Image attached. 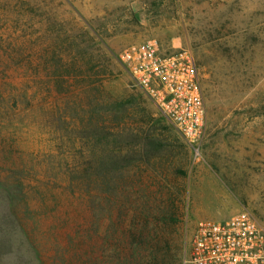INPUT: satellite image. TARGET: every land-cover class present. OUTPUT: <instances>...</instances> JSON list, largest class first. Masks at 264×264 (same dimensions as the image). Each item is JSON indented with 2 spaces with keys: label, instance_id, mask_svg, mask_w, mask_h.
Wrapping results in <instances>:
<instances>
[{
  "label": "rangeland",
  "instance_id": "1",
  "mask_svg": "<svg viewBox=\"0 0 264 264\" xmlns=\"http://www.w3.org/2000/svg\"><path fill=\"white\" fill-rule=\"evenodd\" d=\"M151 38L197 60L199 160L119 62ZM66 165L89 167L87 212L59 189L38 200ZM0 170L46 238L89 224V264H184L199 220L241 210L264 228V0H0Z\"/></svg>",
  "mask_w": 264,
  "mask_h": 264
},
{
  "label": "built area",
  "instance_id": "2",
  "mask_svg": "<svg viewBox=\"0 0 264 264\" xmlns=\"http://www.w3.org/2000/svg\"><path fill=\"white\" fill-rule=\"evenodd\" d=\"M119 62L131 85L153 103L199 160L207 113L193 52L183 47L163 52L151 38L125 47ZM188 244L184 264H264V228L247 210L223 221L199 220Z\"/></svg>",
  "mask_w": 264,
  "mask_h": 264
},
{
  "label": "trees",
  "instance_id": "3",
  "mask_svg": "<svg viewBox=\"0 0 264 264\" xmlns=\"http://www.w3.org/2000/svg\"><path fill=\"white\" fill-rule=\"evenodd\" d=\"M65 168L66 174L62 173L58 180L47 181L46 185L50 188L44 193L39 189L36 190L38 200L45 202L52 199V191L59 189L62 195L75 202L79 210L87 212L91 192L89 167L66 165ZM12 173L15 172L5 171V177H12ZM2 176L0 170V196L7 204V211L0 212V264L6 257L20 259L28 254H32L35 259L42 262L50 261L51 264H56L55 261L64 259L68 254L71 255L69 257L80 261L77 264H89V224L77 226L74 236L68 235L64 243L57 238L53 240L46 238L36 220L44 214L35 213L31 202L22 195L24 180L15 177V181L13 178V182H8L3 180Z\"/></svg>",
  "mask_w": 264,
  "mask_h": 264
}]
</instances>
